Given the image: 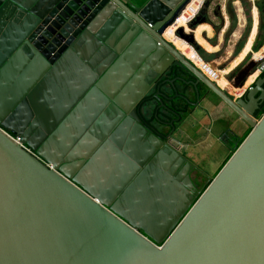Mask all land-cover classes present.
I'll return each instance as SVG.
<instances>
[{
  "label": "water",
  "instance_id": "95a60500",
  "mask_svg": "<svg viewBox=\"0 0 264 264\" xmlns=\"http://www.w3.org/2000/svg\"><path fill=\"white\" fill-rule=\"evenodd\" d=\"M191 1L0 0V264H264V71L244 87L259 64L250 57L230 81L234 97L181 54L164 33ZM209 7L203 0L190 32L178 27L175 36L199 49L193 30ZM76 55L86 69L49 139L89 107L109 112L99 118L102 138L128 131L144 140L140 165L162 157L182 165L184 200L169 229L129 219L116 205L124 194L114 203L95 196L73 179L71 150L59 155L39 143L49 134L24 130L27 90ZM174 59L251 128L202 189L190 176L201 172L172 146L174 125L141 101ZM20 64L31 65L25 82L9 75Z\"/></svg>",
  "mask_w": 264,
  "mask_h": 264
},
{
  "label": "crops",
  "instance_id": "0c3cea01",
  "mask_svg": "<svg viewBox=\"0 0 264 264\" xmlns=\"http://www.w3.org/2000/svg\"><path fill=\"white\" fill-rule=\"evenodd\" d=\"M200 1L197 0L195 3L196 8ZM249 2H252V9L254 0H249ZM222 15L226 19L224 21L227 22V15L225 13ZM174 29L175 26L173 29L170 28L165 36L171 43L179 44L185 49L184 45L174 41L177 38ZM210 29L211 26L209 25H199L195 34L199 33L200 36L205 37V34L207 35L211 31ZM251 35L238 56L233 60V64L231 63L229 68L218 70V75L225 80V83H222L224 85L220 82L218 85L228 93H234L230 82L234 75L230 74H233L239 63L247 55L252 54L255 58V52L250 49L244 54ZM197 37V43L203 45L204 42H200ZM251 44L250 46H252ZM79 58L77 55L71 57L69 63L56 69L53 77L46 80L39 78V81L27 90L26 100L29 116L27 112L24 117V130L31 135L35 134L38 129L45 132V137L49 134L39 143L42 145L47 143V149L55 150L59 155L60 151L71 150L75 159L72 172L73 179L84 183L95 196L102 197L109 203H114L118 197L124 194V197L116 205L120 211L127 212L129 219L139 222L148 231L150 228L169 229L176 216L181 214V206L184 200V188L179 182L182 177L179 167L182 165L176 168L175 162L167 157L156 160L151 166L140 165V156L146 149L144 140L130 135L128 131L125 133L119 131L114 139L109 137L108 132L102 138L99 125L104 122H100L99 118L109 116V112L95 113L89 107L75 112L62 125L61 130L49 139L50 135L53 134V129L56 126L59 127L62 122L58 118H60L61 101L68 98L64 94L76 92L73 87L78 85V78L85 72L86 67L81 64ZM192 60L196 62L197 59ZM198 65L201 64L198 63ZM19 66L18 70H13L9 75L11 78H19L18 81L25 82L27 78L32 76L31 70H29L31 65L20 64ZM203 71L207 73V70L204 69ZM256 76L257 73L253 75L252 80H247L244 87H247ZM37 84L39 88L34 91L33 89ZM2 94L3 90L0 86V95ZM236 123L238 124L237 129L234 127ZM250 130V127L241 123L236 115L232 114L226 105L214 96L195 107L184 124L175 132L176 141H172V146L177 148L201 172L192 171L190 176L195 186L202 189L208 179L213 178L230 157L240 139L245 137ZM85 153L87 162L85 163L84 160L77 162L76 157L80 158Z\"/></svg>",
  "mask_w": 264,
  "mask_h": 264
},
{
  "label": "flooded vegetation",
  "instance_id": "af4514ba",
  "mask_svg": "<svg viewBox=\"0 0 264 264\" xmlns=\"http://www.w3.org/2000/svg\"><path fill=\"white\" fill-rule=\"evenodd\" d=\"M195 1L196 0H194L191 5L185 10V12H183V14L186 13L188 10H190L191 12L188 19H186V23L193 15L196 14L197 10L203 2V0H201L199 6L196 8ZM236 3L238 4V1H235V4ZM183 14L179 17V19L183 16ZM255 15L257 17L258 31V12L256 4L253 2L250 15L252 20L251 28L249 30L250 32L244 43V46L248 41L249 36L251 35ZM203 24L209 25L208 23H201L199 25ZM175 25L176 23L171 28H173ZM178 27H183V25H176L173 31L175 32ZM185 27H187V25H185ZM196 28L193 30L195 40ZM177 39L180 38L177 37ZM180 40L184 41L182 39ZM174 45L178 48L184 49L179 44ZM177 50L180 51L179 49ZM190 59L192 60L191 57ZM246 62L247 61L244 60L240 62L236 70H240ZM256 70L257 68L255 69V71ZM262 73L263 71L258 72L257 76L261 75ZM252 77L253 76H251L249 79L252 80ZM210 97L213 98L214 95L210 93L207 88H205L201 83H197L194 75L185 66H183L180 62L174 59L173 61H169V64L166 68L162 70V73L158 72V74L154 78L152 76V81L149 84V89L143 95L141 101L146 100L145 102H149L151 104V110L149 112V115L152 118H156L161 121L163 120L173 124L176 128V132L184 124L186 118L194 111L195 107L201 105V103L206 101V99L209 100ZM149 99L150 101H147Z\"/></svg>",
  "mask_w": 264,
  "mask_h": 264
},
{
  "label": "rangeland",
  "instance_id": "374dc122",
  "mask_svg": "<svg viewBox=\"0 0 264 264\" xmlns=\"http://www.w3.org/2000/svg\"><path fill=\"white\" fill-rule=\"evenodd\" d=\"M235 1H238L239 3L236 5L234 3ZM241 1L242 0H210V7L208 9V14L206 16L207 22L205 23H208L211 26V29H210L211 31L208 32L207 34L208 36L205 34V37L200 36L199 33L195 34V36H198L197 39L200 42L201 41L204 42L203 45L201 44L202 46L199 44L200 45L199 49H201L202 52H199V49H194L191 45H189L185 41H181L180 39H177V38L174 39V37L172 36L174 41H177L178 43L184 45L185 50H187L188 52L190 51L189 52L190 54L188 52L187 53L190 55L192 59H195V60L197 59L196 60L197 64L198 63L200 64V61L198 60V58H196V56H199L202 59V61L206 63L204 66L208 67L209 69L210 68L215 69L214 73L210 72V76L215 81V83L217 82L218 83L220 82V84L225 83L221 81V79L223 78L220 75H218L219 74L218 70L220 71V70H223V68H229L231 66V63L234 62L233 60L235 59L236 56H238L239 52L242 49V48H238L240 41L243 39H245L246 41L248 34L250 32L249 30L251 28V22H252L251 16H250L251 8L249 9L250 13L245 14L246 9L242 5ZM246 1L249 2V0H246ZM257 1H261V0H254V3L256 4ZM196 2L197 0L195 1V3ZM240 4H241V7H240ZM259 5L260 6L258 7L256 5V8L258 12V18L260 19L261 13L259 10L264 7V3L259 2ZM190 13H191L190 10H188L176 22V25H180V24L183 25L184 29L186 28L185 29L186 32H190V29L188 27H185V25H187L186 19H188ZM222 13H225L227 15L226 16L227 22H225L226 19H224V15H222ZM231 13L235 16V19H236L234 24L232 23L233 21L231 18ZM240 14H241V17H239ZM248 17H250V25L248 24ZM253 43L254 41H252V44H251L252 46H253ZM208 46L211 48H209ZM243 46L244 45H242V47ZM252 46H250V50L254 51ZM254 52H257V51H254ZM250 57H253V55L252 54L247 55L244 61L248 62ZM238 71L239 70H235L233 74H230V75H235ZM256 73L258 74V72H255V74ZM233 90H234V93H230V94H232L234 97H238V94L235 93L234 88Z\"/></svg>",
  "mask_w": 264,
  "mask_h": 264
},
{
  "label": "trees",
  "instance_id": "16d2710c",
  "mask_svg": "<svg viewBox=\"0 0 264 264\" xmlns=\"http://www.w3.org/2000/svg\"><path fill=\"white\" fill-rule=\"evenodd\" d=\"M137 1H138L139 4H143L146 0H137ZM259 2L264 3L263 0L257 1L256 2L257 7L260 6ZM241 3L246 9L245 14H249L250 13L249 9L251 8V3L246 1V0H242ZM260 8H262V7H260ZM262 9L259 10L260 13H261V17L259 19L260 21H259V25H258V31H257L256 37H255V40H254V43H253V46H252L254 51H258L264 44V13H263L264 7ZM231 18H232V21H233L232 23L234 24L236 19H235V16L232 13H231ZM248 24L250 25V17H248ZM244 43H245V39L241 40L240 43H239V47L238 48H242V45H244ZM199 52H202L201 49H199ZM246 135H245V137H246ZM245 137L240 139V142L237 144V146L242 142V140ZM233 151H234V149H233ZM233 151H232V153H233Z\"/></svg>",
  "mask_w": 264,
  "mask_h": 264
},
{
  "label": "bare ground",
  "instance_id": "6f19581e",
  "mask_svg": "<svg viewBox=\"0 0 264 264\" xmlns=\"http://www.w3.org/2000/svg\"><path fill=\"white\" fill-rule=\"evenodd\" d=\"M194 0H192L191 1V3L193 2ZM191 3L180 13V15L177 17V19L175 20V22L172 24V25H170L169 27H168V29L165 31V33H164V36H165V34H166V32L177 22V20L179 19V17L183 14V12H185V10L191 5ZM239 17H241V14L239 15ZM256 23H257V19H256V17H255V23H254V27H253V31H252V35H251V38H250V41H249V44L247 45V48H246V50H245V52H244V54L246 53V51H248L249 49H250V44L252 43V41H253V39H254V37H255V33H256ZM242 24V23H241ZM236 33V32H235ZM166 37V36H165ZM167 38V37H166ZM177 49H179L182 53H184V55L187 57V58H189L190 59V57H189V55L187 54V52L184 50V49H182V48H178V47H176ZM255 59H259L260 57H262L263 55H264V46L260 49V50H258L257 52H255ZM210 72H212V73H214V68H210V69H208ZM205 71H206V69H205ZM209 72V73H210ZM253 78V77H252ZM221 81L222 82H224V79H221ZM218 83V82H217ZM219 84V83H218ZM220 86V85H219Z\"/></svg>",
  "mask_w": 264,
  "mask_h": 264
},
{
  "label": "built area",
  "instance_id": "2783aa9c",
  "mask_svg": "<svg viewBox=\"0 0 264 264\" xmlns=\"http://www.w3.org/2000/svg\"><path fill=\"white\" fill-rule=\"evenodd\" d=\"M196 58H198L199 59V61H200V64L201 65H198L196 62H194L193 60H191V59H189L190 60V62L199 70V71H201L207 78H210V79H212L211 78V76H209V70H208V67H206V66H204V61H202V59L199 57V56H196ZM258 61H259V64L257 65V71H259V72H262V71H264V55L262 56V57H260L259 59H258ZM204 69H206L207 70V73H205L203 70ZM213 80V79H212ZM214 81V80H213Z\"/></svg>",
  "mask_w": 264,
  "mask_h": 264
}]
</instances>
